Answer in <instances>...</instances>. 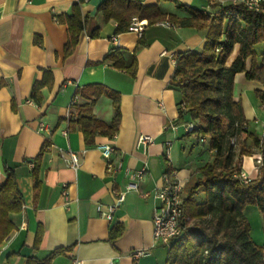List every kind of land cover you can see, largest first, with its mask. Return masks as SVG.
<instances>
[{
  "label": "crops",
  "instance_id": "crops-1",
  "mask_svg": "<svg viewBox=\"0 0 264 264\" xmlns=\"http://www.w3.org/2000/svg\"><path fill=\"white\" fill-rule=\"evenodd\" d=\"M78 1L0 0V182L4 169H13L23 200L21 211L9 216L14 229L0 244V264L41 262L58 249L63 253L50 264H167L169 248L153 244L152 194L164 186L165 174H173L184 187L213 160L208 138L201 143V138L185 131L189 116L177 122L181 96L169 81L176 57L201 51L206 31L169 22L149 26L142 20L146 26L141 35L128 30L117 34V23L104 22L97 13L105 0H83L84 28L73 52L65 55L67 28L57 19L70 15ZM135 1L157 5L165 15L187 16L172 2ZM177 2L208 15L219 11L211 7L213 0ZM238 53L235 47L229 64ZM93 85L118 97L112 162L121 168L110 173L96 148L110 139L96 135L87 145L82 132L68 126L75 107L88 103L75 92L88 94L85 88ZM109 95H101L92 105L93 116L107 127L114 118ZM233 99L238 101L234 90ZM242 110L249 131L251 119L257 127L264 117ZM139 136L151 138L145 152L135 148ZM66 149L79 159L76 171L60 158ZM244 160L241 171L249 172ZM143 167L138 192H128L110 220L102 218L96 206L106 209L114 201L112 192L124 190L125 169ZM195 200H204L201 189ZM115 227L121 234L110 241ZM138 250L149 254L133 258Z\"/></svg>",
  "mask_w": 264,
  "mask_h": 264
},
{
  "label": "trees",
  "instance_id": "trees-1",
  "mask_svg": "<svg viewBox=\"0 0 264 264\" xmlns=\"http://www.w3.org/2000/svg\"><path fill=\"white\" fill-rule=\"evenodd\" d=\"M82 1L73 6L70 15L57 19L67 28L65 55L73 52L84 28L85 19L80 13ZM161 1L172 2L187 16L165 15L157 5L142 6L135 0H105L98 6L97 13L104 22L117 23V34L127 31L133 18L146 20L149 26L169 22L182 28L206 31L201 51L176 57L169 81L181 96L179 105L183 104L185 108L179 111L177 122L181 123L185 115L189 116L196 125L189 135L193 134L198 139L208 138L213 160L201 167L183 187L189 224L186 232L171 243L167 264H264V246L256 245L251 239L250 226L243 213L247 206H256L264 219V168L247 184L236 177L241 172L243 157L251 154L246 149L247 141L251 139L257 145L260 143L248 129L241 103L233 99L234 78L242 73L247 81L262 86L255 95L260 106L264 105V53L258 64L254 51L255 45L264 44V12L250 11L241 4L232 5L229 0H222L225 3L217 1L211 6L218 8V13L208 15L177 0ZM235 47H238V56L229 64ZM42 85L43 82L38 84L34 91ZM86 91L88 94L80 90L75 92L76 96H84L88 103L75 107L76 114L69 118L68 126L78 128L85 144L89 145L96 135L110 139L116 132L119 108L118 97L110 94L114 118L111 126L107 127L93 116L92 105L95 99L109 93L98 85L88 86ZM235 144L239 145L237 155ZM37 167L36 163L33 168L35 188ZM4 175L0 182V244L14 229L10 214L19 213L23 207L13 169L5 168ZM198 189L204 194L201 203L195 200ZM120 234L121 228L115 227L109 234V240ZM62 253L63 249H58L41 262L29 259L27 264H50Z\"/></svg>",
  "mask_w": 264,
  "mask_h": 264
},
{
  "label": "built area",
  "instance_id": "built-area-1",
  "mask_svg": "<svg viewBox=\"0 0 264 264\" xmlns=\"http://www.w3.org/2000/svg\"><path fill=\"white\" fill-rule=\"evenodd\" d=\"M86 1V0H84ZM215 2L225 3L222 0H213ZM232 5L241 4L246 9L254 12L262 13L264 12V0H229ZM146 23L133 18L128 26V31L141 35V32L145 28ZM264 110V105L261 106ZM184 105H179V111H183ZM188 116V115H185ZM184 116V117H185ZM262 128H264V121L261 122ZM183 127L187 133H192L196 129V125L190 120H184ZM264 130V129H262ZM115 139V134L112 135L110 141L106 144H100L96 148L100 152V155L104 161L105 169L108 173L120 170L121 166H115L112 162V154L115 149L112 142ZM201 143L205 142V139L201 138L199 140ZM151 143V138L147 136H139L136 141V149L145 152L147 146ZM51 146H45V149H49ZM60 158L62 161L76 171L79 167V159L77 155L70 149L65 151H60ZM254 171H259V169L264 168V160H262L259 155L255 159ZM145 168H141L138 171L130 172L129 169H125L124 175L127 179L124 190L112 192L114 201L112 204L108 205L106 209H102L100 205L96 206L102 218L110 220L123 202L125 195L128 192L134 191L138 192L137 183L143 178ZM237 179L243 183L247 184L251 180V176L243 171H241L237 176ZM164 186L153 192L152 198L155 201L153 207V232L152 239L154 245H163L167 248L170 247L171 243L182 236L189 224V218L185 213L184 207V195H183V185L178 180L174 179V175L169 173L163 176ZM63 195L66 196V191H63ZM141 197H147V194H140ZM147 250H138L132 253L133 258H139L148 255Z\"/></svg>",
  "mask_w": 264,
  "mask_h": 264
},
{
  "label": "rangeland",
  "instance_id": "rangeland-1",
  "mask_svg": "<svg viewBox=\"0 0 264 264\" xmlns=\"http://www.w3.org/2000/svg\"><path fill=\"white\" fill-rule=\"evenodd\" d=\"M254 51L256 54L257 63H260L261 55L264 53V44H257L254 47ZM246 67H249V61L246 63ZM262 86L254 81H247L244 78L242 73L237 74L234 78V91L236 93L237 100L241 103L242 107L244 108L245 113L249 111V109L254 110L255 114L258 117L264 115V110H262L259 100L255 95V91L261 90ZM261 120V121H260ZM260 123L257 127L253 123V120H250V128L251 132L254 136L257 137L259 140V145H257L253 140H248V145L246 143V149L251 152L249 156H244L242 160L247 163L249 166V174L252 179H255L260 175L259 171H254L255 167V159L258 155L261 156L262 160H264V128H262L261 122L264 120V117L260 119ZM234 151L237 155L239 151V145H234ZM243 170V169H242ZM244 171V170H243ZM244 216L249 223L250 226V237L254 241V243L258 246H264V219H262V215L256 206H247L244 211Z\"/></svg>",
  "mask_w": 264,
  "mask_h": 264
}]
</instances>
